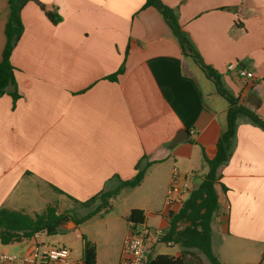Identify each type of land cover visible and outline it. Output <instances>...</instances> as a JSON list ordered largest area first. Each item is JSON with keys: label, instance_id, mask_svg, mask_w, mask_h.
<instances>
[{"label": "crops", "instance_id": "1", "mask_svg": "<svg viewBox=\"0 0 264 264\" xmlns=\"http://www.w3.org/2000/svg\"><path fill=\"white\" fill-rule=\"evenodd\" d=\"M39 1L61 20L51 23L34 2L21 10L23 32L10 58L18 98L0 96V209L21 210L17 195L35 194L44 210L61 214L67 202L82 206L110 189L113 176L130 179L143 159L138 186L149 179L164 197L160 209L142 211L143 225L165 232L172 169L200 182L225 127L227 101L183 55L160 13L142 9L145 0ZM161 1L177 13L201 64L239 103L259 99L255 110L264 118V0ZM7 19V0H0V59ZM233 62L254 79L227 70ZM184 130L189 140L171 146ZM219 174L226 191L217 185L212 251L222 264H264V130L240 118ZM129 233L130 223L122 245Z\"/></svg>", "mask_w": 264, "mask_h": 264}, {"label": "trees", "instance_id": "2", "mask_svg": "<svg viewBox=\"0 0 264 264\" xmlns=\"http://www.w3.org/2000/svg\"><path fill=\"white\" fill-rule=\"evenodd\" d=\"M28 2L37 4L51 23L56 24L61 20L54 9L48 8L39 0H7L8 19L4 27L5 44L0 59V96L9 94L13 101H16L18 94L14 76L15 68L11 64L10 58L23 32L20 14ZM147 7H153L160 13L177 40L183 55L189 57L202 69L206 77L213 82L216 92L228 103L226 123L217 140L215 156L212 159L205 158L206 172L200 182L192 187L179 210L168 213V227L164 232L162 241H173L175 244H179L181 246L180 254L178 256L166 254L151 256L149 254L148 264H204L199 257L195 256L193 250L200 252L208 264H222L211 248V220L218 209L217 185L222 191H226V188L219 183V169L230 159L240 118H245L249 123L264 130V118L255 110L260 101L256 99L255 103L249 102V105H244L239 103L237 98L227 93L217 73L201 64L199 54L189 35L182 30L174 9L162 3L161 0H145L142 9ZM121 72L122 69L119 68L117 72L107 76V79L115 81L116 76ZM142 160L140 159L136 163L135 173L130 179L123 180L118 176H113L107 182V185L113 183L110 189L99 192V194L82 202L81 205L87 207L95 204L97 200L105 204L121 189L137 187L142 182L147 168L146 164H142ZM101 206L99 205L98 208ZM88 217L90 214L84 219ZM66 221L67 217L57 214L53 207H47L34 217L16 211L0 209V241L2 244H9L29 240L36 232L51 235L59 230V227ZM143 221L144 216L141 210L133 209L130 211L127 218L128 223L143 224ZM192 257L195 258L194 262H190ZM81 262L82 264H97L96 247L87 240L83 241Z\"/></svg>", "mask_w": 264, "mask_h": 264}, {"label": "rangeland", "instance_id": "3", "mask_svg": "<svg viewBox=\"0 0 264 264\" xmlns=\"http://www.w3.org/2000/svg\"><path fill=\"white\" fill-rule=\"evenodd\" d=\"M238 65L237 62H233ZM186 181L191 185H195L198 181L187 176ZM193 187V186H192ZM18 194V193H17ZM32 194L28 197L26 194L17 195L19 198L18 207L21 210H16L22 214L34 217L44 211V206L37 197ZM15 197V196H14ZM33 201L34 204H31ZM164 201L162 192L153 183L146 179L140 186L131 189H121L115 196L107 200V203L102 204L97 201L95 204L87 207H75L74 203L67 202L68 209L61 213L67 217V220L72 218L75 227L68 226V231L57 230L54 234L47 235L43 233V238L47 245L59 248H66L69 251V263H73L81 259L83 241L87 240L93 243L96 247V258L98 264H116L119 258L122 242L127 230V218L131 208H139L145 213L149 210L154 211L160 209ZM99 205H102L98 208ZM34 206V207H33ZM35 209L34 212L31 209ZM58 211V210H57ZM87 219L85 216L89 215ZM159 220V219H158ZM155 225L157 221L151 219ZM149 224H151L149 222ZM213 248L218 250L216 239L213 240ZM24 249V244L21 242H13L2 244L0 241V251L10 254H18ZM181 246L175 244L166 246L164 243H158L155 246L151 256L157 254H172L180 252ZM196 257H199L204 264H208L206 258L197 250H193ZM192 257L190 262H194Z\"/></svg>", "mask_w": 264, "mask_h": 264}, {"label": "built area", "instance_id": "4", "mask_svg": "<svg viewBox=\"0 0 264 264\" xmlns=\"http://www.w3.org/2000/svg\"><path fill=\"white\" fill-rule=\"evenodd\" d=\"M227 70H236L237 76L243 81L254 79L251 71L239 67L235 63L227 65ZM194 130L190 131L193 134ZM192 190L183 180L176 168L172 169L170 183L165 199L168 211L176 212L182 206L183 195ZM164 232L157 228H150L143 224H130V233L125 239L119 256L118 264H148L150 260L148 247L153 244L164 243L172 246L173 241L163 242ZM24 244L18 254L0 251V264H82L81 259L69 263V251L66 248L53 247L46 244L43 232H36L29 240L20 241Z\"/></svg>", "mask_w": 264, "mask_h": 264}, {"label": "water", "instance_id": "5", "mask_svg": "<svg viewBox=\"0 0 264 264\" xmlns=\"http://www.w3.org/2000/svg\"><path fill=\"white\" fill-rule=\"evenodd\" d=\"M189 140V135H188V132L186 130L182 131V132H179L174 138L173 140L171 141V146H175L177 145L178 143H181V142H185ZM69 225H72L73 228L75 227V224L73 223L72 220H69L67 222H64L60 227H59V230L61 231H68V230H71V229H68V226Z\"/></svg>", "mask_w": 264, "mask_h": 264}]
</instances>
